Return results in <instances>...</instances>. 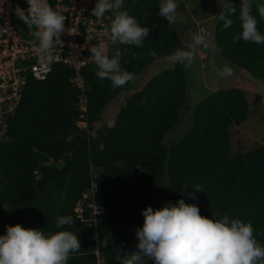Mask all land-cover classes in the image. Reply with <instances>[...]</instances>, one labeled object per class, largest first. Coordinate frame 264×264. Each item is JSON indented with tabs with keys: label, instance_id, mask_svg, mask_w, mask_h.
<instances>
[{
	"label": "trees",
	"instance_id": "1",
	"mask_svg": "<svg viewBox=\"0 0 264 264\" xmlns=\"http://www.w3.org/2000/svg\"><path fill=\"white\" fill-rule=\"evenodd\" d=\"M160 3L124 0L123 8L151 29L140 47H111L110 57L119 48L122 68L135 76L154 59L149 52L161 54L180 42L178 32L158 15ZM240 8L229 16L231 27L224 28L223 21L218 24L217 46L227 59L264 83V44L243 39L233 43L242 31ZM252 13L264 34V18L254 6ZM20 27L28 28L21 20ZM97 70H85L91 124L120 91L111 87L110 80L101 81ZM72 73L58 64L45 80L28 77L20 104L9 115L7 137L0 144V169L7 176L6 185L0 186V212L7 208L9 214L0 220V235L17 223L41 228L45 234L67 229L78 235L81 244L69 264H121L124 254L137 250L136 231L143 226V210L183 198L196 204L204 216L214 218L215 210L220 214L217 218L228 215L251 221L254 236L264 245V145L244 155L231 153V129L245 121L249 112L242 88L213 92L196 107L186 136L164 144L162 137L178 123L185 102L186 75L184 65L178 63L150 81L144 98L130 99L108 142L101 146L97 139L90 143L87 132L76 126L78 92L69 80ZM91 165L104 169L98 199L106 204L107 214L97 230L75 212L77 201L91 185ZM165 169L170 184L156 187ZM197 185L203 190L196 191ZM69 215L74 223L58 229L57 218Z\"/></svg>",
	"mask_w": 264,
	"mask_h": 264
},
{
	"label": "clouds",
	"instance_id": "2",
	"mask_svg": "<svg viewBox=\"0 0 264 264\" xmlns=\"http://www.w3.org/2000/svg\"><path fill=\"white\" fill-rule=\"evenodd\" d=\"M27 3L26 10L19 9L18 18L29 30L34 29L39 59L42 62L51 61L53 49L63 44L61 36L67 31L66 17L56 11L48 0H27ZM123 3L124 0H96L91 11L97 20H103L106 13H111L113 18L109 31L112 45L140 47L151 29L141 26L137 18L123 8ZM257 8L259 16L264 18V4L257 5ZM177 9L176 0H161L158 15L166 18L168 23H175ZM235 13L233 7L229 12L223 10L219 14L224 28L232 26L229 16ZM239 20L242 31L233 37V43L243 39L246 43L264 44V34L258 29L251 0H242ZM199 47L209 49L213 54L216 51L210 35L201 31L169 55L168 62L190 67ZM90 52L98 69L96 76L101 81L110 80L113 89L135 79L134 73L122 68L119 48L110 57L108 44L100 40L90 47ZM148 54L155 56L156 52L153 50ZM209 63L215 66L214 55ZM217 74L228 78L233 74V68L225 64L217 69ZM194 189L203 190L199 185ZM189 195L195 199L194 193ZM99 211L95 205L93 214L97 215ZM142 214L143 226L136 231L137 250L124 254L121 264H148L149 260L154 264H264V245L254 236L251 221L230 219L228 215L217 218L220 214L215 210L214 218L204 216L196 204L186 203L183 198L155 210L149 205ZM73 223L72 216H60L56 227L60 229ZM80 248L78 235L73 231L64 229L45 234L41 228H26L17 223L7 226L6 234L0 235V264H69L72 254Z\"/></svg>",
	"mask_w": 264,
	"mask_h": 264
},
{
	"label": "rangeland",
	"instance_id": "3",
	"mask_svg": "<svg viewBox=\"0 0 264 264\" xmlns=\"http://www.w3.org/2000/svg\"><path fill=\"white\" fill-rule=\"evenodd\" d=\"M180 1L181 3L178 5L179 14H185L186 18L191 14V20L186 21L184 25L186 32L183 35L188 34L186 37L191 39L192 36L198 33L199 27H204L216 48L214 54L210 53L212 57L214 55L215 66L209 63L212 57L208 59L200 51L201 48L204 49L203 47L197 48V51H199L198 57L195 56L190 67L184 65L186 75L185 102L180 110L178 123L162 137V142L171 145L185 137L194 124L196 107L213 92L223 88L240 87L245 91L249 112L245 121L231 129L230 140L231 153L233 155H244L252 149L264 145V83L255 78L245 68L227 59L218 48L215 36L217 26L221 22L219 14L223 10L229 12L233 7L235 9L239 8L242 5V0H176V2ZM251 3L252 6L257 8V5L264 4V0H251ZM182 37L179 34L180 41ZM179 45L180 42L177 46ZM176 47L161 54H156L152 62L140 71L133 81L120 88L118 94L105 105L90 125V132L87 133L90 143L95 139L99 141L101 146L107 143L120 111L128 105L130 99L134 96L144 98L145 88L154 77L171 71L177 66L178 63H169L167 59ZM225 64L233 68V74L228 78L220 77L217 74V69L222 68ZM258 96L260 98H257ZM90 167L91 182L101 183L102 187L103 167L93 165ZM6 182V173L0 169V186H5ZM168 184H170V178L168 170L165 169L155 186L162 187ZM101 187H99L100 193ZM86 192L87 190H84L83 194ZM100 193L97 194V198ZM8 214L9 211L5 208L3 213L0 212V220H3Z\"/></svg>",
	"mask_w": 264,
	"mask_h": 264
},
{
	"label": "built area",
	"instance_id": "4",
	"mask_svg": "<svg viewBox=\"0 0 264 264\" xmlns=\"http://www.w3.org/2000/svg\"><path fill=\"white\" fill-rule=\"evenodd\" d=\"M48 3L66 17L67 31L61 36L63 44L53 49V59L42 62L36 52L38 41L33 35L34 29L20 27L19 9L28 8L27 0H0V144L7 137L9 115L20 104L28 77L45 80L58 64L73 70L69 80L78 92L75 107L79 110V118L76 126L90 132V85L85 70L97 68L91 58L90 47L100 40L108 44L110 56L111 15L106 13L103 20H97L91 11L96 0H48ZM201 31L206 32L204 27L198 28V32ZM99 187L101 183L91 182L75 206L77 218L89 222L95 230L99 220L107 214L106 204L97 198ZM95 205L100 210L97 215L93 214Z\"/></svg>",
	"mask_w": 264,
	"mask_h": 264
},
{
	"label": "crops",
	"instance_id": "5",
	"mask_svg": "<svg viewBox=\"0 0 264 264\" xmlns=\"http://www.w3.org/2000/svg\"><path fill=\"white\" fill-rule=\"evenodd\" d=\"M176 3L179 5V3H181V1L180 2H176ZM179 13H180V9L178 8L177 9V17H178L177 22H175V23H169L174 28V30L177 31L180 34V36H183L182 39H181V41H180V45L177 46L176 49L179 48V47H182L184 41L190 40V38L186 37L188 34H186V35H183V34L186 32V28H185L184 25H185L186 21L188 22V21L191 20V14H189V16H187V18H186L185 17V14H179ZM174 51H172V52H174ZM200 51L203 52V55L204 56H207L208 59L210 57H212L210 55L211 51L209 49H205L204 50V49L201 48ZM198 52L199 51L196 52V58L198 57Z\"/></svg>",
	"mask_w": 264,
	"mask_h": 264
}]
</instances>
